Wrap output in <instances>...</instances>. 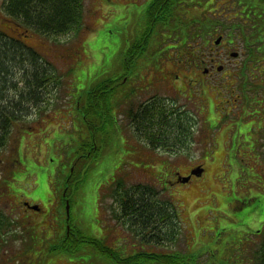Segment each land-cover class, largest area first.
<instances>
[{
  "label": "rangeland",
  "instance_id": "obj_1",
  "mask_svg": "<svg viewBox=\"0 0 264 264\" xmlns=\"http://www.w3.org/2000/svg\"><path fill=\"white\" fill-rule=\"evenodd\" d=\"M82 1L83 23L59 34L30 26L23 36L44 57L40 66L53 73L38 101L29 97L19 70L16 89L8 92L17 99L24 92V111L10 115L14 126L0 139V264L163 263L139 254L146 251L191 255L185 264H260L264 0H185L175 7L174 27L156 28L152 0ZM184 29L199 32L198 38L177 41ZM127 52L134 55L130 65ZM26 67L32 70L30 61ZM206 67L212 72L207 81L192 86ZM101 89L112 102L109 113L105 98L85 111L83 96ZM154 95L184 105L195 119L180 132L187 134L182 142L153 147L137 129L140 105ZM174 127L168 128L173 137ZM198 164L204 172L188 184L168 183L176 170L184 174ZM121 177L125 186L159 188L145 202L151 206L146 213L160 211L147 216L151 224L132 227V216H115L121 208L113 188ZM154 197L174 205L158 207ZM68 230L100 239L108 234L128 260L118 261L93 242H80L77 252L54 249L67 242Z\"/></svg>",
  "mask_w": 264,
  "mask_h": 264
},
{
  "label": "trees",
  "instance_id": "obj_2",
  "mask_svg": "<svg viewBox=\"0 0 264 264\" xmlns=\"http://www.w3.org/2000/svg\"><path fill=\"white\" fill-rule=\"evenodd\" d=\"M15 3L14 15H25L26 19L30 22L31 27H35L38 31L46 32V33H65L72 29L75 24H81L82 22V0H13ZM182 0H152L149 5L150 11V22L153 28L159 27L160 25H165V27L175 26V22H177L178 17L176 15L175 7L179 6ZM173 21V22H172ZM190 26V23L188 24ZM75 28V27H74ZM78 30V29H77ZM180 31V30H179ZM199 32L194 33V31L190 34V30L184 29L181 30L180 38L177 41L181 40L184 44V41L187 40L190 36L198 38ZM177 35V34H175ZM27 36V35H26ZM233 36V35H232ZM176 40V39H175ZM246 42H248L247 46L252 47V44L249 39L246 37ZM261 43H263L261 41ZM259 41L257 42V48H260ZM144 47V46H143ZM142 46L140 48L135 49V55L138 52H142ZM134 58V55L131 52H127L125 56V64L130 65V60ZM30 61L32 64V70H29L26 67V63ZM40 62L46 65L44 57L40 54V52L33 46L22 44L20 41L10 39L5 35L0 34V139L1 135L5 134L6 128L9 127V120L11 119L10 115H14V113H19L24 111L23 107L20 105L23 100V93H20V99L15 96H11L8 92L16 84L15 73L17 70L23 72V76L25 77V84L30 94L29 97L33 101H38L41 97V88L43 89L48 85L50 80V76L52 75L51 68L46 66V69H43L40 66ZM43 70H46L43 74ZM244 75L243 72L240 73ZM110 86H115L110 84ZM16 89V87H15ZM100 89L97 88V90ZM112 89V88H110ZM88 93V92H87ZM86 93L85 97L83 96V108L85 111H88L91 107L101 106V102L106 101L105 112L109 113V110L113 107L112 102L108 99L109 96L104 94V90L102 93V89L100 92H96L95 94L89 96ZM101 93V94H100ZM141 118H138L136 126L137 129L142 130L151 146H163L169 147L178 142H182L181 140L187 138V134L180 133L192 124V118H189L187 110H181L176 108L175 106L167 105L165 102L157 99L148 100L141 105ZM101 123V122H100ZM104 123V122H103ZM87 121H85V125ZM97 125V124H96ZM6 126V127H5ZM166 126H175L173 129L176 131L177 136H170L168 134L169 127ZM87 127V125H86ZM101 128V126H98ZM103 127V125H102ZM5 132V133H3ZM11 163L14 162V158L9 159ZM113 195L117 203H119V207H121V212L119 214H115V216L119 219L121 215L126 214L128 217L132 216V223L136 226L144 224H151L150 220H146L147 216L152 217L153 214H157L160 212L159 210L155 212L146 213L145 209L150 208L145 204L148 199H153V196H157L159 194V188L157 186H147V187H134V186H125V180L121 177L115 181V186L113 188ZM148 191V192H147ZM146 196H149L146 199ZM155 198V197H154ZM161 199L162 201L158 200ZM158 202V207H165V203L170 202L169 200H165L162 198H155ZM169 216L168 213L158 215V218L164 220ZM72 232V231H71ZM153 234V233H152ZM147 233L143 234L145 237ZM66 236L67 242L62 243L59 247L54 246V249L72 251L78 249L80 242L92 241L93 239L86 238L83 235H77L75 233L70 234L68 230ZM72 236V237H71ZM69 239L72 242L68 241ZM99 244V243H98ZM101 250L104 252L110 251V254L116 255L112 251L108 245L102 244L100 245ZM259 261L264 264V242L262 244L261 250L257 251ZM147 256H154L160 262L164 264H182L184 262H189L191 260V255L182 256L180 254H149V253H141ZM120 259V258H119ZM123 260V259H120ZM185 264V263H184Z\"/></svg>",
  "mask_w": 264,
  "mask_h": 264
},
{
  "label": "flooded vegetation",
  "instance_id": "obj_3",
  "mask_svg": "<svg viewBox=\"0 0 264 264\" xmlns=\"http://www.w3.org/2000/svg\"><path fill=\"white\" fill-rule=\"evenodd\" d=\"M15 3L13 0H0V34L1 35H5L6 37L10 38V39H14L17 41H20L22 44H29V42L25 41V38H23V36L28 35V31L30 30V22L28 21V19H26L25 15H19L18 12H16L17 15H14V12H12V9H14ZM183 6V4L181 5V7ZM184 8V7H182ZM15 31L17 32V34H15ZM201 74L203 75V78H194L192 79V86H197V85H202V83H205L207 81V79H205V77H209L212 72H211V68L206 67V71L203 70L201 72ZM24 77V76H23ZM25 78V77H24ZM205 92L201 91L200 94H204ZM203 97V96H202ZM205 107V106H204ZM192 167H190L188 169L187 173H182L179 170H176L174 173H172V175L170 176V178L167 180L168 183H175L178 180V176L179 174H183V175H189L191 173ZM197 177L196 175H192L190 181L194 178ZM190 181L188 182H181L183 184H188ZM167 186V183L164 185ZM26 202V200L24 201V203Z\"/></svg>",
  "mask_w": 264,
  "mask_h": 264
},
{
  "label": "water",
  "instance_id": "obj_4",
  "mask_svg": "<svg viewBox=\"0 0 264 264\" xmlns=\"http://www.w3.org/2000/svg\"><path fill=\"white\" fill-rule=\"evenodd\" d=\"M221 39H222V36H219V37L216 39V43H220ZM231 54H232L233 56H237V55H238V52H237V51H233ZM222 68H223L222 65L218 67L219 70H221ZM203 171H204V167L197 166V167H195L194 169H192L190 175H187V176H180V180L183 181V182H187V181L190 180L192 174L201 175ZM32 207L35 208V209H39V208H40L39 205H34V206H32Z\"/></svg>",
  "mask_w": 264,
  "mask_h": 264
},
{
  "label": "bare ground",
  "instance_id": "obj_5",
  "mask_svg": "<svg viewBox=\"0 0 264 264\" xmlns=\"http://www.w3.org/2000/svg\"><path fill=\"white\" fill-rule=\"evenodd\" d=\"M135 88H137L136 86H133V88H132V92L135 90ZM158 98V95H154V96H152V100L153 99H157ZM151 100V99H150Z\"/></svg>",
  "mask_w": 264,
  "mask_h": 264
}]
</instances>
